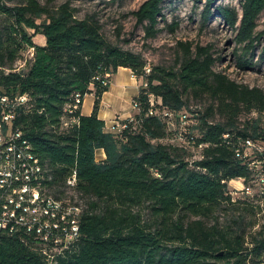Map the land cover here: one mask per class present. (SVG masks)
<instances>
[{
    "label": "trees",
    "instance_id": "16d2710c",
    "mask_svg": "<svg viewBox=\"0 0 264 264\" xmlns=\"http://www.w3.org/2000/svg\"><path fill=\"white\" fill-rule=\"evenodd\" d=\"M163 1L144 0L133 11L147 37L159 31ZM214 1L207 0L204 22L213 15ZM241 2V14L224 4L215 9L237 31L236 66L249 69L264 34L257 31L264 0ZM29 29L45 43H35ZM101 29L96 17H79L69 1L52 7L0 0V115L13 112L11 127L23 132L48 170L45 190L73 200L67 180L75 172L73 192L85 201L79 238L69 248L50 260L28 242L0 234V264H264V222L251 232L257 221L246 219L264 209L234 199L229 189L231 180H242L264 201L255 182L264 170V90L215 71L217 60L207 48L197 46L193 54L184 42H178L184 59L177 70L153 66L147 72L140 54L113 44ZM29 48L32 57L17 68ZM119 67L130 68L140 82L138 109L122 120L123 129L107 132L98 116L100 97ZM90 93L91 114H81L80 107L73 114L77 120L65 125L71 118L65 106L76 94L84 99ZM23 94L27 100L12 107ZM203 96L212 100L204 110L188 108L190 97ZM181 114L188 117L184 140L176 136ZM216 114L220 119L212 121ZM247 140L261 149L249 148L245 158L237 152ZM200 143L201 156L192 159L189 147L198 150ZM99 148L106 157L98 161ZM221 212L230 218L221 220Z\"/></svg>",
    "mask_w": 264,
    "mask_h": 264
},
{
    "label": "rangeland",
    "instance_id": "374dc122",
    "mask_svg": "<svg viewBox=\"0 0 264 264\" xmlns=\"http://www.w3.org/2000/svg\"><path fill=\"white\" fill-rule=\"evenodd\" d=\"M7 6H13L20 0H2ZM43 5L52 7L69 1L77 9V15L84 17L92 15L96 17L102 25L101 32L113 44L124 50H129L140 54L149 67L162 66L166 69L177 70L184 59V50L178 45V42L190 43L191 51L196 53V47L201 46L208 49L209 53L216 58L213 66L215 71H222L229 78L250 87H259L264 90V59H260L262 48L264 47V34L255 49L254 65L249 69H240L236 66L235 50L238 45L235 40L237 31L227 24L218 16L216 6L219 4L228 5L236 8L241 14V0H215L213 3V15L207 22L203 19V10L207 0H164L162 3V17H159V31L153 37H147L145 26L139 24L133 11L136 10L144 0H38ZM174 28L173 30L171 28ZM264 30V10L261 12L257 21V31ZM32 39L37 44H44L45 37L42 34L34 33L29 29ZM33 55V49H24L20 58L15 63L17 68L25 66L27 60ZM212 100L208 96L201 99L190 97L188 99V108L191 110H204ZM244 117L242 116V119ZM220 116L216 114L211 120L217 121ZM241 119V120H242ZM195 119L191 118L189 124L192 127ZM188 124V125H189ZM188 128V127H187ZM191 158L197 159L201 156V150L189 147ZM237 186L239 189H234ZM234 199H244L252 201L253 204H260L264 209V201L255 195L242 191L241 183L229 182ZM69 195L73 196V201L79 204L82 209L85 201L78 194L74 193L73 188H69ZM258 208L255 209V211ZM221 220L230 218V212H221ZM247 221L256 220L255 227L250 229L251 232L260 228L264 222L263 211L250 212Z\"/></svg>",
    "mask_w": 264,
    "mask_h": 264
},
{
    "label": "built area",
    "instance_id": "2783aa9c",
    "mask_svg": "<svg viewBox=\"0 0 264 264\" xmlns=\"http://www.w3.org/2000/svg\"><path fill=\"white\" fill-rule=\"evenodd\" d=\"M149 72V66L146 67ZM106 76H109L107 73ZM102 83L107 85L109 81L102 79ZM147 84L144 83V86ZM87 95V94H86ZM85 95V96H86ZM153 103V95L149 94ZM27 100V95L23 94L15 98L11 105L23 103ZM83 98L76 94L75 98L65 106V112L70 115L69 122H75L77 118L73 115L83 104ZM2 102L7 101V97L1 98ZM132 107L138 109V103L133 100ZM153 109L150 110V113ZM172 116V113H166ZM14 114L7 111L0 115V234L17 237L28 242L33 249L44 254L52 260L64 249L69 248L79 238V220L74 215H54L55 204L53 198L39 200L36 194V184L39 182L34 171L36 154L32 150L29 139L19 129L11 127ZM181 131L176 135L180 140H184L183 132L186 130L188 117L186 114L179 116ZM126 126L125 122L118 123L117 132ZM224 138L228 134L223 135ZM191 142L195 140L191 137ZM204 143L198 144L197 148L202 149ZM258 148L256 144L247 140L242 151L239 149L237 155L249 157V148ZM252 162L251 164H254ZM240 182L242 191L246 194H253L252 186H245L242 180H231ZM256 185L258 192L264 194V170L257 172ZM76 183V173L74 172L67 180L69 184ZM235 192L239 188L234 186ZM75 211H80L76 210Z\"/></svg>",
    "mask_w": 264,
    "mask_h": 264
},
{
    "label": "crops",
    "instance_id": "0c3cea01",
    "mask_svg": "<svg viewBox=\"0 0 264 264\" xmlns=\"http://www.w3.org/2000/svg\"><path fill=\"white\" fill-rule=\"evenodd\" d=\"M139 84L137 76L130 68L119 67L112 74L108 89L100 97L98 109V116L105 121L107 132H117L118 123L132 117L136 112L132 102L139 94ZM94 101V94H87L80 108L81 114H91ZM95 157L98 161L103 160L106 157L104 150L97 149Z\"/></svg>",
    "mask_w": 264,
    "mask_h": 264
},
{
    "label": "bare ground",
    "instance_id": "6f19581e",
    "mask_svg": "<svg viewBox=\"0 0 264 264\" xmlns=\"http://www.w3.org/2000/svg\"><path fill=\"white\" fill-rule=\"evenodd\" d=\"M34 171L36 178L39 181L36 184V194H38V199L47 200L49 198H53V203L55 204L54 215H74V218H78V215L82 210L79 207V204H76L73 200H71V198H67L64 200L56 198L45 190L44 181L48 179V170L46 169L44 164L41 163L37 156L36 163L34 164ZM74 187L75 184H69V188L74 189ZM75 209L80 211H75Z\"/></svg>",
    "mask_w": 264,
    "mask_h": 264
}]
</instances>
